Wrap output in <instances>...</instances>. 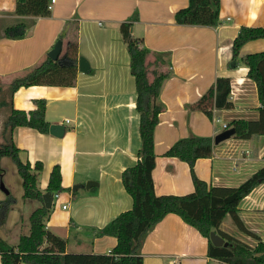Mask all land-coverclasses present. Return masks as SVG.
Segmentation results:
<instances>
[{"label": "crops", "instance_id": "1", "mask_svg": "<svg viewBox=\"0 0 264 264\" xmlns=\"http://www.w3.org/2000/svg\"><path fill=\"white\" fill-rule=\"evenodd\" d=\"M188 5L189 0H56L48 15L23 17L15 13L16 0H0V79L5 84L42 64L58 39L63 41L61 57L76 44L77 67L81 56L90 63L88 72L78 67L74 85L22 86L11 98L15 109L25 111L45 99L47 121L64 126L62 135L17 126L13 140L24 162L32 167L43 163L38 175L43 194L53 167H61L65 190L58 197L53 193L46 225L66 239L68 252L109 253L117 238L98 236L97 230L133 206L122 173L139 161L141 113L122 22L135 18L130 30L141 39L140 46L150 50L149 81L165 75L156 98L162 106L154 131L152 176L157 195L195 190L190 164L165 155L177 140L190 135L214 139L224 124L258 121L262 116L257 83L248 77L247 66L232 62V45L242 25L264 26V0H221L217 26L178 24L176 12ZM20 20L29 23L26 37H6L5 28ZM263 50L264 38L250 40L240 56ZM219 77L230 79L234 107L215 109L212 118L192 105ZM262 167L264 134L232 135L214 141L213 154L199 158L194 173L209 186L238 187ZM0 169V203L15 198L0 222V237L16 247L21 235L30 233L31 213L45 201L24 198L23 179L10 157L1 158ZM238 214L245 227L264 241V182L240 201ZM221 229L252 247L258 244L259 239L241 230L229 214ZM208 243L180 215L169 213L143 241L144 264H230L209 256Z\"/></svg>", "mask_w": 264, "mask_h": 264}, {"label": "trees", "instance_id": "2", "mask_svg": "<svg viewBox=\"0 0 264 264\" xmlns=\"http://www.w3.org/2000/svg\"><path fill=\"white\" fill-rule=\"evenodd\" d=\"M50 0H16L15 13L19 16H46ZM221 0H189V5L180 8L175 19L178 24L217 26L220 23ZM135 18H132L133 20ZM124 21L120 31L130 54L131 72L136 79L137 108L141 113L140 134L142 146L139 161L122 173V181L133 198L131 209L121 212L96 235H112L117 238L116 246L109 253H72L66 249L67 241L47 228L46 220L52 209L44 205L37 207L29 217L30 233L21 235L16 247L0 237V255L2 264H144L142 244L154 227L169 213H176L188 224L194 226L208 238V254L211 257L230 264H264V241L245 227L238 214L240 201L257 185L264 182V167L254 173L238 187L209 186L194 173V164L199 158L213 154L214 139L211 136L190 135L177 140L166 152V156L178 157L191 166L195 190L185 195H157L152 176L156 154L154 150V131L158 115L162 109L156 102L165 75H158L150 82L146 58L150 50L141 47V39L135 38L130 30L132 22ZM29 30L27 20H20L5 28V36L12 39L26 37ZM264 38V26L242 25L233 41L232 62H242L248 67V77L258 86L262 116L258 121L236 120L231 126L235 137L249 138L264 134V50L240 56L242 46L254 39ZM64 57L73 63L59 64L47 58L42 64L30 70L25 76L16 79L10 85V101H0V109L8 106L3 123V141L0 143V160L8 156L16 164L23 179L24 198L43 200V191L38 186V175L43 163L37 161L32 167L20 157V148L14 143L13 130L17 126H29L48 133L50 123L46 119V100L36 101L37 107L30 111L15 109L11 98L22 86L31 85H74L78 67V50L71 44ZM231 82L229 78L219 77L204 95L192 105L193 109L204 111L213 118L215 109H232L230 99ZM0 169V185L2 184ZM61 167L57 164L50 173L46 192L64 191ZM15 198L9 197L0 203V222L6 215ZM244 232L259 239L252 247L226 233L221 223L226 215ZM211 231H216L228 245L216 246L210 238ZM47 243V245H45Z\"/></svg>", "mask_w": 264, "mask_h": 264}, {"label": "water", "instance_id": "3", "mask_svg": "<svg viewBox=\"0 0 264 264\" xmlns=\"http://www.w3.org/2000/svg\"><path fill=\"white\" fill-rule=\"evenodd\" d=\"M62 45H63L62 39H58L54 44V46L52 47V49L48 52V57L54 61H57L59 64L73 63V61L61 57ZM78 67L81 71L88 72L90 70V63L84 56H81L78 61ZM50 131L55 135H62L64 132V126L61 124H51ZM234 134H235L234 128L231 127L224 129L221 132H219L217 135H215L214 141L215 143H220L221 141L230 138ZM90 184H92L91 181L87 183V186H90ZM43 198L45 201V206L50 208L52 205L53 194L46 192L45 194H43ZM210 238L213 244L216 246L229 244V241L225 240V238L222 237L220 234H218L216 231H211Z\"/></svg>", "mask_w": 264, "mask_h": 264}, {"label": "rangeland", "instance_id": "4", "mask_svg": "<svg viewBox=\"0 0 264 264\" xmlns=\"http://www.w3.org/2000/svg\"><path fill=\"white\" fill-rule=\"evenodd\" d=\"M3 99H5L8 102L10 101V84L7 85L0 79V101ZM7 111H8V106L0 109V130L1 131L3 130V123L6 119Z\"/></svg>", "mask_w": 264, "mask_h": 264}, {"label": "built area", "instance_id": "5", "mask_svg": "<svg viewBox=\"0 0 264 264\" xmlns=\"http://www.w3.org/2000/svg\"><path fill=\"white\" fill-rule=\"evenodd\" d=\"M55 1H56V0H50V2H49V6H48L49 9H52L53 4L55 3ZM225 128H228L226 124H224V129H225ZM54 196H55V197H58V196H59V192L55 193ZM64 207L66 208L65 205H64Z\"/></svg>", "mask_w": 264, "mask_h": 264}]
</instances>
